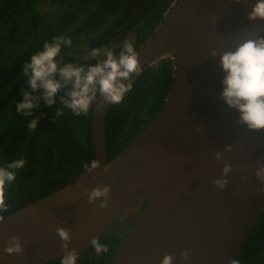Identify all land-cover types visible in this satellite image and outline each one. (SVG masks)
I'll return each instance as SVG.
<instances>
[{
    "label": "water",
    "instance_id": "water-1",
    "mask_svg": "<svg viewBox=\"0 0 264 264\" xmlns=\"http://www.w3.org/2000/svg\"><path fill=\"white\" fill-rule=\"evenodd\" d=\"M255 2L176 0L170 7L172 264H230L264 212V178L256 175L264 168V130L237 124L238 111L220 99L225 75L220 54L234 51L245 39L264 37V20L248 19ZM136 51L141 71L169 53V10ZM108 106L93 108L91 116L94 160L100 167L3 216L0 264L61 258L65 250L56 233L61 227L70 232L67 251L75 249L78 255L142 198L146 205L111 264H160L169 254V94L158 114L109 161ZM225 164L230 166L226 174ZM218 180L226 181L222 188L214 184ZM97 185L109 186L107 208H100L103 196L88 201ZM10 236L18 238L22 254L3 252ZM185 251L186 260L181 259Z\"/></svg>",
    "mask_w": 264,
    "mask_h": 264
},
{
    "label": "trees",
    "instance_id": "trees-1",
    "mask_svg": "<svg viewBox=\"0 0 264 264\" xmlns=\"http://www.w3.org/2000/svg\"><path fill=\"white\" fill-rule=\"evenodd\" d=\"M176 0H170V7ZM169 10V0H0V167L23 158L25 166L16 170V180L6 190L7 215L16 209L72 182L94 160L91 137L92 109L74 116L60 100L65 89L48 106L43 100L32 116L15 110L28 88L21 76L24 64L44 42L65 36L71 45H61L57 57L61 66L95 65L103 52L91 58L93 48L110 49L119 55L123 43L137 50L153 34ZM172 54V51L170 52ZM170 57V90L174 78ZM132 89L119 105H109L104 120L107 161L131 142L162 109L169 94V57L148 65L131 80ZM37 90L34 95H40ZM62 114L57 116V110ZM38 117L37 128L28 123ZM145 198L141 199V203ZM139 202V203H140ZM128 234V233H127ZM108 252L96 254L87 247L77 255L76 264H111L116 247L123 240L106 231L98 238ZM237 264H264V212L248 235ZM45 264H60V258Z\"/></svg>",
    "mask_w": 264,
    "mask_h": 264
},
{
    "label": "clouds",
    "instance_id": "clouds-1",
    "mask_svg": "<svg viewBox=\"0 0 264 264\" xmlns=\"http://www.w3.org/2000/svg\"><path fill=\"white\" fill-rule=\"evenodd\" d=\"M249 20H264V0H256L248 15ZM71 45L72 40L65 36L54 37L52 42H44L42 50H38L26 62L21 76L26 77V84L31 91L21 89L22 99L16 103L15 110L22 116H32L33 110L40 107L43 100L48 106L56 101L54 97L61 89L65 94L60 97L61 103L71 110L74 116L86 115L91 109L100 111L105 105H119L131 91V77L141 72L138 53L129 41L123 43L119 55H114L110 49L93 48L91 58H97L103 52L104 59L98 60L95 65L86 67L76 66L72 63L63 66L57 60L61 53V45ZM216 56V51L210 53ZM219 64L225 73L222 84L223 90L220 99L229 107L238 111L237 124L246 126L249 130H264V37L256 36L245 39L234 51H225L220 54ZM42 90L40 95H34L37 90ZM62 111L57 110V116ZM38 117H33L29 123V130L37 128ZM219 153L216 154L219 158ZM25 166L23 158L14 159L5 167H0V212H7L6 190L8 185L16 180V170ZM100 167L98 160H92L84 165L85 171L93 172ZM225 164L224 173L229 171ZM104 173L109 172V165H104ZM257 176L264 178V168ZM226 181H214V184L223 187ZM109 186L101 188L99 185L88 192V201L91 203L96 198L103 196L100 208L108 207ZM4 219L0 215V222ZM56 233L61 240V249L65 250L60 258V264H76L77 252L75 249L67 251L71 242L70 232L66 228H57ZM91 247L97 255L108 252V246L99 239L91 241ZM6 255H20L22 246L16 236L8 238L7 246L3 247ZM181 259H188L187 252L181 254ZM173 255L163 256L160 264H172ZM230 264H237L231 261Z\"/></svg>",
    "mask_w": 264,
    "mask_h": 264
},
{
    "label": "rangeland",
    "instance_id": "rangeland-1",
    "mask_svg": "<svg viewBox=\"0 0 264 264\" xmlns=\"http://www.w3.org/2000/svg\"><path fill=\"white\" fill-rule=\"evenodd\" d=\"M172 54H170V57ZM163 57H169V53L165 54ZM137 210L128 209L126 210L121 217H119L107 230L108 232L115 233L120 239H123L127 233L133 228V225L135 224L137 217L136 215Z\"/></svg>",
    "mask_w": 264,
    "mask_h": 264
},
{
    "label": "flooded vegetation",
    "instance_id": "flooded-vegetation-1",
    "mask_svg": "<svg viewBox=\"0 0 264 264\" xmlns=\"http://www.w3.org/2000/svg\"><path fill=\"white\" fill-rule=\"evenodd\" d=\"M143 199V198H142ZM141 200H138L136 203H134V204H132L128 209H133V210H137V213H136V215H138L139 214V216H140V214L142 213V211H143V209H144V207H145V205H146V198H145V202H143L142 201V203L140 202ZM140 202V203H139ZM127 209V210H128ZM139 216L137 217V220H138V218H139ZM137 220H136V222H137ZM135 222V223H136ZM135 225V224H134ZM133 225V226H134Z\"/></svg>",
    "mask_w": 264,
    "mask_h": 264
}]
</instances>
